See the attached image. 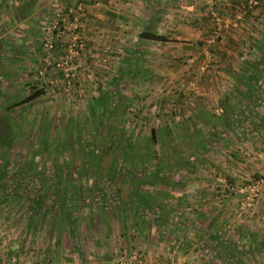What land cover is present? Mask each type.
<instances>
[{
  "label": "crops",
  "instance_id": "obj_1",
  "mask_svg": "<svg viewBox=\"0 0 264 264\" xmlns=\"http://www.w3.org/2000/svg\"><path fill=\"white\" fill-rule=\"evenodd\" d=\"M82 1L86 13L74 31L81 40L85 38L86 46L78 56L70 58L66 69L73 74L71 79H78L77 96H87L88 89L94 87L87 104L91 112L99 114L95 103H100L99 79H132L139 89L149 86L146 92L151 96L147 100L158 99L159 106L170 100L174 107L182 94L189 97L196 92L198 100L192 99L197 103L190 101L192 108L188 109L191 115L199 109L226 113V101L237 107L240 103L251 106L253 116L262 126L253 129L245 122V127H237L235 147L241 150L235 151L234 157L241 154L240 157L246 158L244 153L249 152L247 159L255 170L249 172L264 171V79H241L246 61L256 62L261 53L264 0L252 5L250 0H217L215 9L223 17L219 33H216L219 21L204 0ZM243 4H249L246 10L242 9ZM73 5V0H0V98L12 100L9 107L21 102V94L30 95L25 92L27 82L44 79L48 85H63L60 80L66 79L63 71L40 75L38 65L46 23L55 13L66 15ZM234 21L237 26L232 25ZM142 32L163 35L165 40L142 37ZM72 34L68 31L59 41L54 52L56 58L68 53L67 41ZM205 63L209 64V76L201 71ZM134 70L144 72L137 74ZM189 79L194 81L187 92ZM114 91L107 94L111 101L116 96ZM62 92L59 87L49 93L52 97L65 96ZM259 95L262 100L258 99V105L252 104ZM154 105L158 110L156 101ZM243 128L245 131L249 128L246 139L239 137ZM222 148L227 150L225 145ZM153 175L114 173L103 183L105 175L91 174L87 176L91 183L84 187L85 183L79 182L80 186L75 184L72 189L78 197L74 202L80 205L73 219L65 216L63 220H50L44 216L0 223V264H112L120 250L131 247L143 250L144 264H238L215 252L210 238L197 236L196 229L180 235L185 222L163 220L161 209H157L163 208V198L155 197L151 203L145 196L155 191L147 188L148 182L163 183L166 174ZM73 177L86 176L74 173ZM132 179L138 182L132 183ZM134 184L137 189L130 188ZM161 191L155 192L162 196ZM187 192L183 191L185 197L200 193ZM260 195L262 204L251 212L255 215L250 216L248 224L257 235L246 238V244L259 242L258 232L264 227V187ZM91 213H96V217ZM186 222L191 227L195 224ZM248 256L253 259L252 250Z\"/></svg>",
  "mask_w": 264,
  "mask_h": 264
},
{
  "label": "rangeland",
  "instance_id": "obj_2",
  "mask_svg": "<svg viewBox=\"0 0 264 264\" xmlns=\"http://www.w3.org/2000/svg\"><path fill=\"white\" fill-rule=\"evenodd\" d=\"M69 31L73 34L72 36L69 35L68 44L73 41L74 37L79 38L77 32ZM67 33L68 31L65 35ZM83 40L85 41V38ZM203 65L205 70L201 67V71L208 73L209 76L211 73L207 72L210 69L209 64ZM77 81L78 79H73L70 87L66 84H59L58 86L49 84L50 87L44 82V79H36L32 84L25 82L27 88H25V92L28 91V94L31 95L39 90L42 92L32 100L20 102L11 107L9 106L13 102L12 100L0 98V120L2 119L3 124L10 128L9 134L7 129L0 125V134L6 135L5 141L7 143H10L13 134L12 156L6 155L2 160L6 161L7 157L10 156L8 162H10L9 165L13 162L14 171L18 164L28 163L31 165L30 167L34 166V172L44 171L46 174L55 173L54 170L57 168L61 170L68 168L65 169L70 172L67 173L68 175L74 174V171L79 170L80 167L81 171L84 172L87 163L92 162L95 158L94 150L98 147H104L101 153L105 157L100 156L101 167L96 170L90 166L87 169L94 177H102L104 174L109 176L108 171L111 162L112 168L115 167L113 157L118 149L113 148H115L116 139L120 136L119 133H125L132 139L141 137V142L143 141L141 145L142 154L145 153L146 149H154V154L145 158V162L138 165L134 172L130 170L129 166L118 161L115 173H131V171L132 173H147L151 171L152 167L154 168L157 161L160 163L163 159L165 164L163 163L162 170L166 174L162 178L163 183L158 181L153 183L154 180H152L148 182L149 185H146L148 189L151 187L157 193H162L161 190L163 189V195L161 196L154 191L147 193L145 198L154 200L155 197L157 200L163 198L161 200L164 205L163 208L157 209H161L163 220L174 221L177 219L179 223L185 222L180 235L185 236L186 233H191L192 230L196 229V235L200 237L206 235L209 237L213 232H216L226 235L229 239H237L241 243H246L248 241L245 240L246 238L257 235L250 230L248 224H250V216L255 215L251 212L259 204H262L260 194L263 191L264 183L260 185L255 183L259 178L264 177V171L260 172L259 170L256 174L249 172L251 169L253 170L250 167L251 161L247 159L249 152L244 153L246 158L240 157L241 154L234 157V152L241 150L235 147L238 132L226 134L225 139L220 138L218 134H212L209 136L210 138H207V145L202 144L201 132L207 133V128L198 130L202 125L192 121L190 114L192 112L188 110L192 108L190 101L194 104L197 103L192 99L198 100L199 95L196 92L189 94V97L182 94L178 101L179 104L174 107L170 105V100L159 106L158 99H152L153 102L147 100L148 96H151L150 93L146 92V89L150 90L149 86L146 89H139L136 87L137 85H134L132 79H122V81L116 79L117 84L113 79H99L100 92L106 94L102 96L111 98L107 94L112 95L114 90H116V96L111 101L114 105L112 111H109L110 101L107 100L106 106L95 102L99 110V114H97L91 112L87 107L94 87L88 89V94L84 92L87 96H77L75 91L80 89L77 87ZM193 81L192 79L186 81L188 89L185 90L187 92L189 87L193 86ZM8 87L10 86L8 85ZM59 87L66 95L52 97L49 92L53 89L58 90ZM26 97H28L26 93L21 94L20 101ZM154 101L158 104V110ZM174 101H177V98ZM214 105L210 102L211 107ZM185 106H189V108L185 109ZM146 118L148 121L144 122ZM151 119L154 121L150 122ZM105 122H107L110 131L108 134L106 133L105 140L102 136L94 137L93 133L99 134L98 128H101L102 123ZM182 124L189 131H187V139L184 137L186 132L183 130ZM110 126H113V136ZM152 129H156L158 132L157 142L156 139L152 138ZM243 136L245 139L248 138L246 132L242 130L239 132V137ZM221 143L227 147L226 151L223 150ZM244 151L247 152V149ZM83 156L88 158L87 161L83 159ZM183 156L186 157L185 163L182 165L176 163ZM1 157L2 154L0 153V159ZM242 162L245 165H242ZM72 163L77 166L74 168ZM47 186L48 184L42 185V189ZM185 189L188 190L187 194L195 193V191L200 193L189 194L185 197L183 194ZM165 191L169 194H165ZM10 194L9 189L4 192V188H0V223L9 224L10 222L16 223L17 221L40 218V214L37 217L34 212L32 213L27 208L29 204L10 197ZM101 209L103 208L100 206ZM92 215L96 217V213ZM187 220L195 223L193 227L190 226L191 223L187 226ZM258 235L260 240H258L256 247L258 246L260 249L262 246L260 241L264 240V227L259 230ZM132 250L143 252L141 249L131 247L120 250L114 258H117L122 252ZM252 255L253 259L250 260V257L245 255L242 261L244 263L264 264V251H259L258 254L252 253Z\"/></svg>",
  "mask_w": 264,
  "mask_h": 264
},
{
  "label": "trees",
  "instance_id": "obj_3",
  "mask_svg": "<svg viewBox=\"0 0 264 264\" xmlns=\"http://www.w3.org/2000/svg\"><path fill=\"white\" fill-rule=\"evenodd\" d=\"M248 6L249 4H246V7ZM140 35L142 37L156 40V41L165 40V37L163 35H158L152 32H142ZM262 40L263 41L261 43V48H260L261 53H260V56L258 57V60L256 62L252 60L246 61V64L244 66L245 68L242 70L243 73L241 74V79H264V51H263L264 50V33L262 34ZM134 72L137 74H141L144 71L134 70ZM113 80L116 83V79H113ZM41 92L42 90L32 93L31 95L26 97L24 100H22L21 103L27 102L29 100L36 98ZM104 94L105 93L100 92L101 98L98 97V101L106 106L108 104L107 102L108 101L111 102L112 99L102 96ZM101 99L103 100L101 101ZM258 99L262 100V97L259 95L257 99H255L252 102V104H254L255 102L256 105H258L259 103ZM241 105L242 104L240 103L239 107H237L232 101L230 103L229 101H226V106H227L226 113L225 111L224 113L223 112L215 113L207 109H201V110L199 109L195 115L194 113L193 115H191L192 116L191 119L193 122H196V124L199 123L202 125V127L198 130H204L205 128H207V131H208L207 133L201 132L202 134H201L200 139L203 145L205 146L207 145V138H210L209 136H211L212 134H215V135L218 134L220 135V138H225L226 134H230L240 127H245V124H244L245 122L249 123L250 127H252L253 129H256L262 126L261 121L258 122L256 120V117L253 116L254 110L251 108V106L247 107V105H242V106ZM108 106H109V111H112V108L114 106L112 105V102ZM107 122L102 123L101 128L100 127L98 128L99 134L93 133L94 137L102 136L105 140L107 136L106 133L108 134L110 132ZM0 125H3V127L7 129L8 131L6 132L10 134L9 132L10 128H8L7 125L3 124L2 119L0 120ZM182 128L186 132L184 137L185 139H187L186 137H187L188 130L187 128L183 126V124H182ZM112 129H113V126H110V130L112 131V136H113L114 131ZM248 129L249 128H247V131ZM245 130L246 129L243 128V131L247 132ZM119 134L120 136L119 138L116 139L115 148H113V149H118L116 150L115 155L113 157L114 158L113 164H115V167H116L117 166L116 164H118L117 162L121 161L122 164H124L125 166H129L130 170L134 172L136 167L138 165H142L146 160L145 158L154 154L155 151L154 149L152 150L146 149L145 153L142 154L141 145L143 144V141L141 142V137H136L132 139L131 137H128L125 133L123 134L119 133ZM151 134H152V138L154 140L156 139V142H157L158 141L157 130L152 129ZM11 136L13 140V134ZM5 139H6V135L3 136L2 134H0V141H1V145L3 146L0 153L3 156L7 155L8 149L6 148V146H10L11 143L13 142L12 140H10V143H7ZM95 139L93 140L96 141ZM103 149L104 147L103 148L98 147L97 149L94 150L95 158L92 162L87 163L88 165H86L84 172L81 171V167L79 170L74 171V173L76 172L77 174H84V176H86V177L77 178V179L73 177V174L68 175L70 172L68 170H65L68 168H65L64 170L57 168L56 170H54L55 173L52 172L46 175L44 171L34 172L33 170L34 166L30 167L31 165L26 163L23 165L18 164L14 171L13 165L11 164L9 165L10 162L6 160L3 162V165L0 168V188H4V192H6L9 189V193H11L10 197H14L18 199L19 201L20 200L25 201L27 204H29L27 208L30 209L32 213L34 212V214L36 215L40 214L39 216L40 219L41 218L43 219L44 216H49L50 220H57V219L63 220L65 219V216H70L69 218L73 219L75 215V211L77 208H79L80 205H77V203L74 202V199L78 197L75 196V194L72 192V189L74 190V185L78 184L79 182L85 183L84 187L88 183L92 182V180L87 178L88 175H91L90 171L87 168L91 166L92 169L97 170L101 167V157H105L104 154L101 153ZM83 159L87 161L88 158L83 156ZM185 161H186V157L183 156L180 159H178L176 163H181L182 165L183 163H185ZM160 163L157 161L154 168L152 167L150 169L151 170L150 172L151 174H154L153 175L154 177L156 173L158 174L163 173V170H162L163 169L162 167L164 166L163 159L160 161ZM71 165L73 167L77 166L76 164L73 165V163ZM7 166L9 167V169H7ZM115 167L112 168V162H111V165L108 171L110 175L115 173L116 171ZM58 170L59 172H57ZM16 173L18 176L12 177V175L13 174L16 175ZM104 175L106 176V179L102 178L101 181L103 183L107 182L106 180L109 178L107 174H104ZM136 182L138 181L132 179V183H136ZM44 184H48V186L45 189H42V185ZM78 186H80V183ZM94 187L95 186H93V188ZM130 188L137 189L138 186L134 184ZM79 194L82 195L81 193ZM152 202H153V199H151V203ZM209 238H210V241L214 243L213 249L215 250V252H217L218 254L222 253L225 259L231 258L230 259L231 262H235L238 264H251V263H244L242 261V257L244 255H249L251 250H252V253H254V251H257V252L264 251V240L260 241L262 246L259 249L258 246L256 247V244L258 242L255 244L241 243L237 239H233V238L229 239L228 237H226V235H221L216 232H213L212 235L209 236Z\"/></svg>",
  "mask_w": 264,
  "mask_h": 264
},
{
  "label": "built area",
  "instance_id": "obj_4",
  "mask_svg": "<svg viewBox=\"0 0 264 264\" xmlns=\"http://www.w3.org/2000/svg\"><path fill=\"white\" fill-rule=\"evenodd\" d=\"M75 5L71 6L69 12L66 15L58 12L55 13V16L46 23L45 27V37L42 40V56L38 65V73L44 75L52 70H59L65 73L66 79H60L62 84L70 87L72 84L71 78L73 74L67 70L68 61L70 58L76 57L81 53V49L86 46V43L78 37H74L73 41L68 44V53L55 57L54 52L56 50V45L59 41L65 36L66 31L75 30L79 26V22L83 16H85L86 9L83 5L82 0H73ZM210 8V13L219 21V24L216 26V33H219L221 30V22H223V17L218 11H216V1L217 0H204ZM257 0H250V5L255 4ZM243 10H246V4L242 6ZM232 25L237 26V22H232ZM203 70L205 67L203 65ZM264 183V177L259 178L255 184L260 185ZM254 184V183H252ZM251 184V185H252ZM256 186V185H252ZM144 254L140 250H132L128 252H122L117 258L112 261V264H144Z\"/></svg>",
  "mask_w": 264,
  "mask_h": 264
},
{
  "label": "flooded vegetation",
  "instance_id": "obj_5",
  "mask_svg": "<svg viewBox=\"0 0 264 264\" xmlns=\"http://www.w3.org/2000/svg\"><path fill=\"white\" fill-rule=\"evenodd\" d=\"M12 146H13L12 143H11L10 146H6V148L8 149V151H7V155L12 156ZM2 148H3V146L1 145V141H0V151H1ZM10 156H8L6 160L10 159ZM4 158H5V157L2 155V157H1V159H0V160H1V161H0V168H1V166L3 165V162H4V161H3L2 159H4ZM12 164H13V162H11V165H12ZM7 169H9L8 166H7ZM20 175H21V174H20ZM46 175H47V174H46ZM14 176L17 177V176H18L17 173H16V175H12V177H14ZM16 177H15V178H16ZM7 181H8V180H7ZM6 184H7V183H6ZM10 196H11V195H10Z\"/></svg>",
  "mask_w": 264,
  "mask_h": 264
}]
</instances>
